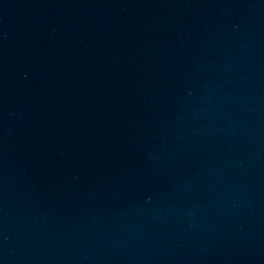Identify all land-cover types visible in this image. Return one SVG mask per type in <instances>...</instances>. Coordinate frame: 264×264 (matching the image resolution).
Segmentation results:
<instances>
[{"label": "water", "instance_id": "water-1", "mask_svg": "<svg viewBox=\"0 0 264 264\" xmlns=\"http://www.w3.org/2000/svg\"><path fill=\"white\" fill-rule=\"evenodd\" d=\"M124 0H0V264H133Z\"/></svg>", "mask_w": 264, "mask_h": 264}]
</instances>
